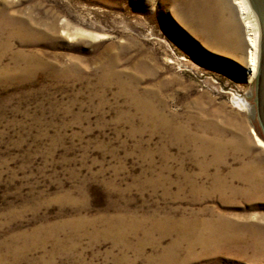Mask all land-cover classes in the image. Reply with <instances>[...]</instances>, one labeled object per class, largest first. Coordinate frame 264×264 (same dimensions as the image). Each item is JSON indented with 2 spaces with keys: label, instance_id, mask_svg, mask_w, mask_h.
I'll return each mask as SVG.
<instances>
[{
  "label": "rangeland",
  "instance_id": "rangeland-1",
  "mask_svg": "<svg viewBox=\"0 0 264 264\" xmlns=\"http://www.w3.org/2000/svg\"><path fill=\"white\" fill-rule=\"evenodd\" d=\"M196 2L0 0V264H264L245 22ZM193 217L239 240L164 253Z\"/></svg>",
  "mask_w": 264,
  "mask_h": 264
},
{
  "label": "bare ground",
  "instance_id": "bare-ground-1",
  "mask_svg": "<svg viewBox=\"0 0 264 264\" xmlns=\"http://www.w3.org/2000/svg\"><path fill=\"white\" fill-rule=\"evenodd\" d=\"M196 1L197 0H195V2ZM233 3L237 6V9H238L239 13L241 14V17L244 19V22H245L244 27L246 28V32H247V34H246V44H247L246 74L251 79L253 76H255L257 74V69H258V59H259V26H258V21H257V17L255 16L248 0H233ZM193 5L198 6V3L196 2V4L194 3ZM205 18H207V17H205ZM227 26L228 25H226V27ZM196 27L198 28L200 33L205 32V30H207V29H208L207 32H209V27L204 28V25L201 22L196 21ZM221 27H222V29L220 28V30H218V32L220 34L222 33V35H224L225 34V29H224L225 25L223 24V26H221ZM230 34H231V31H230ZM232 37L234 38L233 34H232ZM235 40H237L236 37H235ZM232 41H233V39H232ZM244 104H242V105H244ZM253 134H254V132H253ZM254 139L256 141V144L261 146L263 151H264V142L261 139H259L255 134H254ZM249 181H250V183H253L251 180H249ZM112 221H113L112 219H110V221H108L107 230L111 231V232L112 231L113 232L119 231V233H123V231H124L123 219L117 220L118 221L117 226L116 225L114 226ZM218 224H221V227H224L223 231H221V232L218 231V226H219ZM164 225L167 226V230H170V231H172L173 229H174V231L177 230L176 238L169 245L170 249L168 248V249H166V252H164L166 254L171 252L170 250L173 249L174 246H177L180 242L185 244L186 252L191 253L192 250L196 247H199L202 249L203 252H206L207 250H209V248H212V247L219 248L222 244L228 245L229 243H232L235 238L237 241L239 240L232 233L234 225H229L228 223H226V221H222V222H215V221L212 222L209 220L203 221L197 217H193L190 219L183 218V219H180L178 221H174L172 219L167 220L166 218H162V219H155L154 218L151 221V226L153 229L160 228V230H161L162 228H164ZM221 227H219V228H221ZM116 229H118V230H116ZM228 229L231 230L230 233L228 232ZM145 233L148 234V231L146 230L144 232V234ZM219 241H221L220 242L221 245L218 246L217 242H219ZM155 244H158V241H155ZM171 258H173V257L169 253L167 256L161 255L159 257H156L155 259L152 258L151 261H153L152 263H155V264L156 263L167 264L166 261L170 260Z\"/></svg>",
  "mask_w": 264,
  "mask_h": 264
},
{
  "label": "water",
  "instance_id": "water-1",
  "mask_svg": "<svg viewBox=\"0 0 264 264\" xmlns=\"http://www.w3.org/2000/svg\"><path fill=\"white\" fill-rule=\"evenodd\" d=\"M259 26V59L254 83L256 118L264 138V0H248Z\"/></svg>",
  "mask_w": 264,
  "mask_h": 264
}]
</instances>
